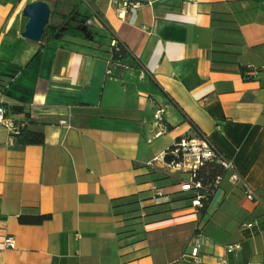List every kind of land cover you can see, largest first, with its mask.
Listing matches in <instances>:
<instances>
[{"label": "crops", "instance_id": "1", "mask_svg": "<svg viewBox=\"0 0 264 264\" xmlns=\"http://www.w3.org/2000/svg\"><path fill=\"white\" fill-rule=\"evenodd\" d=\"M34 1L0 0L1 102L45 137L21 145L0 124V264H194L181 257L198 225L199 264H264V0H119L142 3L135 25L113 0H77L41 43L22 37ZM114 38L129 53L108 75ZM158 107L166 133L148 144ZM199 133L242 180L226 172L205 208L165 161ZM132 195L142 223L119 236L113 201Z\"/></svg>", "mask_w": 264, "mask_h": 264}, {"label": "built area", "instance_id": "2", "mask_svg": "<svg viewBox=\"0 0 264 264\" xmlns=\"http://www.w3.org/2000/svg\"><path fill=\"white\" fill-rule=\"evenodd\" d=\"M153 3L149 2V5ZM113 5L117 15L124 21L129 22L132 25L136 24L137 11L142 7L140 2L132 1H119L113 0ZM110 49L116 51L119 50L118 42L112 41ZM114 62L110 61V67L108 68L107 74H112L111 65ZM257 72L250 70L247 75L253 76ZM0 95V124H2L9 131L10 136L16 140V135L19 134L20 126L16 123L14 117L8 114L6 108L2 105ZM165 108L158 107L153 115L152 128L146 135V142L152 144L157 139L162 137L166 133V121H165ZM65 123V122H63ZM169 154L173 157V161L168 163L169 166L180 172L185 176L183 180L184 191H193L195 193V199L192 201V207L203 208L204 201L207 200V194L202 190V182L197 180V173L201 168L209 161H216L225 172L230 173V179L234 184L241 183L242 180L237 173L233 163L228 160L219 149L206 137L203 133L197 134L195 137H183L177 140ZM153 163H149L152 166ZM224 177H219L214 182V187L218 190L221 187V183ZM249 200H255V192L250 189L246 184L244 185ZM159 194L158 197H160ZM201 225H198L189 241L190 252H185L181 260L189 263L199 264L200 257L203 250V230ZM250 225L246 223L242 224L243 229L249 228ZM5 246L7 248H15V241L12 237H8L5 240ZM239 249V245H230L226 247L228 254L234 253Z\"/></svg>", "mask_w": 264, "mask_h": 264}, {"label": "trees", "instance_id": "3", "mask_svg": "<svg viewBox=\"0 0 264 264\" xmlns=\"http://www.w3.org/2000/svg\"><path fill=\"white\" fill-rule=\"evenodd\" d=\"M53 16V15H52ZM54 17V16H53ZM69 19V17H66ZM56 26L50 23L45 32V38H49L55 35ZM118 42L119 50L116 51L114 49L111 50L112 61L115 63H121L125 57L128 55L129 51L126 45L122 42ZM244 77L246 80L251 79L250 76L244 73ZM8 84V83H7ZM7 84L4 80L0 79V95L7 87ZM9 115H20L21 118H14L16 123L20 126L19 134L16 135V140L21 145H42L44 144L45 137L42 132H34L29 129V125L32 123L30 114L27 113L23 107H10L8 105L2 104ZM179 140V139H178ZM172 149H168L165 153V161L170 163L173 161V157L169 154V151ZM225 171L216 161L207 162L201 170L197 173V180L202 182V190L207 194V200L204 201L203 208H205L211 201L213 195L217 191L214 187V182L219 177H224ZM192 193L188 198L189 201H193L195 199V193L193 191H187ZM141 200L138 195H132L129 197H124L120 199H116L113 201V210L116 215L122 216L124 221V227L118 231V235H127L131 236L137 231L136 226L142 223V215L141 212L143 208L141 207ZM51 219V215H37V216H27L21 215L19 217V221L24 225H41Z\"/></svg>", "mask_w": 264, "mask_h": 264}, {"label": "water", "instance_id": "4", "mask_svg": "<svg viewBox=\"0 0 264 264\" xmlns=\"http://www.w3.org/2000/svg\"><path fill=\"white\" fill-rule=\"evenodd\" d=\"M28 19L22 37L28 41L41 43L51 19V8L44 1H34L28 4L23 11Z\"/></svg>", "mask_w": 264, "mask_h": 264}, {"label": "rangeland", "instance_id": "5", "mask_svg": "<svg viewBox=\"0 0 264 264\" xmlns=\"http://www.w3.org/2000/svg\"><path fill=\"white\" fill-rule=\"evenodd\" d=\"M47 1L50 2L52 13L54 14V19L52 21H50V23H52V25L54 23L59 24L60 22L63 21L64 17L62 15L65 16V13L69 12V7L67 8V6H72L74 4H77V0H59V1H61L60 6L57 5L58 0H47Z\"/></svg>", "mask_w": 264, "mask_h": 264}]
</instances>
